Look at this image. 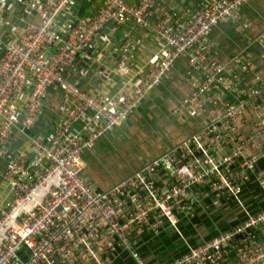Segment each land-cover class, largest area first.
<instances>
[{
	"label": "built area",
	"instance_id": "2783aa9c",
	"mask_svg": "<svg viewBox=\"0 0 264 264\" xmlns=\"http://www.w3.org/2000/svg\"><path fill=\"white\" fill-rule=\"evenodd\" d=\"M245 1L203 0L151 26L156 0H100L63 29L59 18L74 0H0V264H151L143 248L167 228L184 252L164 264H264V140L257 141L264 136V77L240 54L232 57L236 68H226L209 57L207 43L219 21L240 20ZM126 23L151 28L164 43L143 73L133 74L122 57L134 40L119 46L107 28ZM118 50L121 58L108 67ZM184 53L186 76L199 71L201 78L173 111L204 114L200 129L108 189H93L84 153L137 109ZM75 66L86 81L97 76L93 85L112 73L127 78L117 92L95 95L72 80ZM47 108L53 119L34 132ZM245 111L253 118L247 131L237 124ZM231 208L234 217L219 218L218 226L212 214ZM202 213L213 232L191 245L184 228H196Z\"/></svg>",
	"mask_w": 264,
	"mask_h": 264
},
{
	"label": "crops",
	"instance_id": "0c3cea01",
	"mask_svg": "<svg viewBox=\"0 0 264 264\" xmlns=\"http://www.w3.org/2000/svg\"><path fill=\"white\" fill-rule=\"evenodd\" d=\"M127 1L134 2L135 0ZM201 1L203 0H156V8L150 12L148 17L149 23L153 26L152 24L155 21L169 11H174L177 15L182 16L197 8ZM99 3L100 0H74L67 9L66 14L60 16L59 25L63 29L66 28L75 19L74 17L78 16L79 10H82V14H91ZM239 16L240 20L231 18L221 20L212 29L207 37V43L210 45L209 57L214 56L226 68H236V64L232 62V57L240 54L245 60L253 62L256 65V72L264 77V40L258 39V37L264 35V0L245 1L239 9ZM8 18L12 17L9 16ZM32 19L31 17L28 18V20ZM241 20L249 23L246 29L241 27ZM5 30L4 27L0 30V36L3 35ZM116 33L119 36L128 34L129 39L134 40L132 49L126 59L133 70V74L143 73L145 66L156 63L165 51L164 43L151 28L140 27L138 29L135 27L133 29L132 25L126 23L121 26L120 30L116 29ZM186 67L187 54L184 53L175 60L161 83L144 97L141 105L134 109L129 116L123 118L112 132L98 138L94 146L84 153V178L93 176L97 182H100V186L97 187L94 181L88 178L91 185L94 186L93 189H108L112 184L142 166L150 158L160 156L169 146L180 142L192 132L200 129L204 122V114L189 115L183 112V114L175 115L176 113L173 111L201 78L199 71L193 77L188 78ZM76 72V66L70 69L72 75ZM196 77L198 78L197 81L195 80ZM126 78L120 74L112 73L107 80L101 81L99 84L93 85L89 79L86 81L84 88L95 95L100 93L113 94L117 92L121 85L124 86ZM50 93L47 96L48 105L53 101V95ZM54 113V110L47 108L41 118L42 121H50V116ZM237 124L243 131L253 127V118L250 112H242L237 117ZM129 132L131 134L136 133L142 140L143 146L152 149L149 156L135 162L125 160L129 157L126 150L130 149V146L125 143V134ZM146 136L149 138H146ZM263 140L264 136L257 139L259 142ZM105 151L113 153L114 168L116 170L120 169V176H117L116 180L112 182L111 180L100 181L95 173L90 172V168L85 167V162H91L97 153L103 154ZM130 163H132V169L129 170L127 167ZM3 165L4 161L1 160L0 170ZM235 213L234 208L218 210L212 214V218L219 226V218L228 220V218H233ZM201 215V221L197 220L196 223H199V225L196 224V228L188 225L184 228L186 238L191 245H197L201 239L208 237L213 232L214 226L209 221L208 214L202 213ZM225 227L222 226V228ZM168 235H172V233L162 232L159 236L160 240H157L156 237L153 242L149 241L148 245L143 248L145 258L149 263L164 264L184 252L183 244L175 237L168 238Z\"/></svg>",
	"mask_w": 264,
	"mask_h": 264
},
{
	"label": "rangeland",
	"instance_id": "374dc122",
	"mask_svg": "<svg viewBox=\"0 0 264 264\" xmlns=\"http://www.w3.org/2000/svg\"><path fill=\"white\" fill-rule=\"evenodd\" d=\"M146 138H149V137L146 136ZM125 143L130 146V149L126 150L129 157L125 158V160H132V162H135L138 159L145 158V157L149 156V152L152 151L151 148H145L143 146L142 140H140V138L136 135V133H133V134H131L130 132L126 133L125 134ZM150 159H152V158H150ZM114 165H115V163H114V159H113V153L111 151H105L103 154L97 153V155L93 157L91 162H85V167L90 168V172L95 173L97 178L103 182H105L107 180H111V182L115 181L117 176L118 177L120 176V169L116 170L114 168ZM127 168L129 170L132 169V163H130ZM89 178H90V180L94 181V184H96L97 187L100 186V182H97V180L93 176H89ZM91 186H92V188L94 187L93 185H91ZM99 190H102V189H99ZM196 222H198V221H196ZM169 230H170V228H167V229H165L164 232L167 234V232ZM171 237H175V239L177 240L174 232H172V235H168V238H171ZM156 239L160 240V237L157 236ZM126 264H133V262L131 259H128L126 261Z\"/></svg>",
	"mask_w": 264,
	"mask_h": 264
},
{
	"label": "water",
	"instance_id": "95a60500",
	"mask_svg": "<svg viewBox=\"0 0 264 264\" xmlns=\"http://www.w3.org/2000/svg\"><path fill=\"white\" fill-rule=\"evenodd\" d=\"M81 14H82V10H79V12H78V16L81 15ZM107 28H108V29L110 28L111 31H112V33H113V35H114V36L112 37V41H113L114 43H118L119 46H123V43L126 44V43H128L129 41H131V39H125V38H124V39L122 40V42H118V40H117V36H118V34H116V29H117V28L114 27V26L111 25V24H109ZM107 28L105 29L106 31L108 30ZM135 37H136V35H135ZM131 42H132V41H131ZM0 47H1V50H2L3 47H4V45L1 44ZM111 48H112V44H109V45H108V49L111 50ZM128 48L130 49L131 46H128ZM128 54H129V53L127 52V53L124 54V56L122 55V57L127 58ZM111 55H112V58L114 59V61H113L112 63H108V62H107L106 65H107L108 67H111V66L113 65V63H115L117 60H119V59L121 58V51L118 50V51H116V52H111ZM92 67H93V68H96V67H97V64H93ZM90 73H91L92 75L94 74V72H90ZM75 78H79V79H80V84H79L80 86L84 85L85 82H86L85 77H81V76L79 75V73H75V74L73 75L72 80H74ZM103 79H104V78H103ZM97 80H99V79L97 78V76H96V75H93V80H92L93 84L96 83ZM53 117H54V115H51V116H50V121H42V119H41L40 124H39L37 127L34 128V132L41 131L42 129H44L45 127H47V126L50 124V122H51V120L53 119ZM88 178H89V177H87L86 179L88 180Z\"/></svg>",
	"mask_w": 264,
	"mask_h": 264
},
{
	"label": "clouds",
	"instance_id": "9594fccd",
	"mask_svg": "<svg viewBox=\"0 0 264 264\" xmlns=\"http://www.w3.org/2000/svg\"><path fill=\"white\" fill-rule=\"evenodd\" d=\"M138 169V168H137Z\"/></svg>",
	"mask_w": 264,
	"mask_h": 264
}]
</instances>
